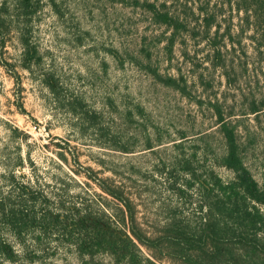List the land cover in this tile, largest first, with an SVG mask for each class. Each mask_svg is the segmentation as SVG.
<instances>
[{"label":"rangeland","instance_id":"1","mask_svg":"<svg viewBox=\"0 0 264 264\" xmlns=\"http://www.w3.org/2000/svg\"><path fill=\"white\" fill-rule=\"evenodd\" d=\"M145 1L179 15L172 45L166 47L174 29L157 23ZM4 2L11 8L14 0ZM41 2L29 25L40 66L22 67L14 24L5 31L2 58L14 69L0 62V191L17 199L16 187L26 186L39 196L37 215L51 217L47 231L39 223L24 239L2 229L18 254L12 260L0 251V264H109L81 258L63 229L75 206L103 202L89 167L123 185L148 234L175 209L199 221L198 186L180 197L164 165L196 154L200 171L233 177L217 161L225 139L211 102L239 124L245 162L264 182V0ZM146 63L183 78L187 95L156 79ZM254 104L262 109L252 112ZM142 255L188 264L146 247Z\"/></svg>","mask_w":264,"mask_h":264},{"label":"trees","instance_id":"2","mask_svg":"<svg viewBox=\"0 0 264 264\" xmlns=\"http://www.w3.org/2000/svg\"><path fill=\"white\" fill-rule=\"evenodd\" d=\"M144 4L157 23L174 29L166 47L172 45L183 23L179 15L166 9L164 3L145 1ZM42 6L41 0H14L11 8L6 2L0 6V62L8 70L10 66L14 69V65L4 60L2 53L6 44V28L12 23L22 45V67L31 71L34 66L41 65L42 54L29 34V25ZM245 11H250L248 6ZM207 25L210 26L209 23ZM145 65L156 79L187 95L186 81L181 83L183 78L163 74L151 63ZM14 76L16 79L20 77L18 72ZM45 81L51 90L57 89L58 84L51 77H46ZM211 104L216 109L225 139V152L217 161L232 170L233 177L225 179L215 174L213 169L200 171L199 166L193 164L198 161L196 154L180 156L171 168L164 165V170L175 175L173 185L180 197H185L192 187L198 186L194 189L197 190V208L201 213L199 221H193L188 214H178V209H175L157 229V234H148L139 221L133 199L123 185L111 177L98 178L97 171L89 167L87 175L96 180L101 192H95V195L103 202L98 206H75L67 213L63 226L64 233L73 239L74 248L81 258L88 257L93 261L97 257L107 258L109 264H159L151 256L142 255V247H146L188 264H264V182L257 180L245 162L243 153L246 148L239 140V124L226 118L219 102ZM19 107L25 112L22 103ZM261 109L254 104L251 111L256 113ZM16 188L17 199L12 193L3 195L0 191V251L12 260L18 252L7 238L1 236V230L6 228L24 239L39 223L41 229L47 231L46 219L51 217L47 212L37 215L34 207L39 196L26 186ZM27 249L28 246H23L24 252Z\"/></svg>","mask_w":264,"mask_h":264}]
</instances>
